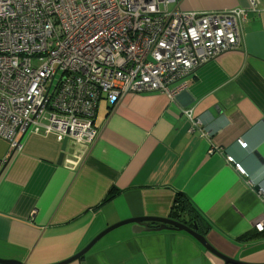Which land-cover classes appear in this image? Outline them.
Listing matches in <instances>:
<instances>
[{
    "label": "crops",
    "instance_id": "1",
    "mask_svg": "<svg viewBox=\"0 0 264 264\" xmlns=\"http://www.w3.org/2000/svg\"><path fill=\"white\" fill-rule=\"evenodd\" d=\"M169 8L211 13L247 10L249 3L176 0ZM259 8L240 26L239 46L186 77L175 97L127 94L111 106L102 99L98 138L92 146L68 142L60 164L61 144L52 136L27 133L15 153L0 140V161H8L0 165V259L61 263L117 223L172 219L181 195L214 249L264 264V231L252 225L264 214V0ZM78 156L71 168L67 161ZM158 226H119L68 264H226L186 232Z\"/></svg>",
    "mask_w": 264,
    "mask_h": 264
},
{
    "label": "built area",
    "instance_id": "2",
    "mask_svg": "<svg viewBox=\"0 0 264 264\" xmlns=\"http://www.w3.org/2000/svg\"><path fill=\"white\" fill-rule=\"evenodd\" d=\"M175 1L0 0V140L12 153L27 133L92 146L102 99L111 106L127 94L175 97L186 77L239 46L250 12H263L259 0L211 13L170 10ZM252 225L263 233L264 214Z\"/></svg>",
    "mask_w": 264,
    "mask_h": 264
},
{
    "label": "water",
    "instance_id": "3",
    "mask_svg": "<svg viewBox=\"0 0 264 264\" xmlns=\"http://www.w3.org/2000/svg\"><path fill=\"white\" fill-rule=\"evenodd\" d=\"M67 145V140L64 139L61 143V154L58 159V163L60 164L63 160L64 152L66 149ZM150 223H158L159 226L157 229L154 230H165V229H174L177 231H183L189 234L191 237H193L196 241H198L205 249L213 253L214 255L220 257L221 259L224 260L226 264H243L240 263L239 261H235L232 259H229L219 253L216 249H214L207 241L204 235H202L200 232H198V226L196 224H193L192 227H189L183 223L177 222L172 219H153V218H139V219H132L128 221H123L120 223H117L111 227H108L105 229L102 233H100L95 239H93L82 251L74 255L73 257L57 264H68L73 261L79 260L83 254H85L103 235H105L107 232L122 226L124 224H134V230L135 231H147L151 230L149 228ZM153 230V229H152ZM0 264H22L18 261H12V260H1L0 259Z\"/></svg>",
    "mask_w": 264,
    "mask_h": 264
},
{
    "label": "trees",
    "instance_id": "4",
    "mask_svg": "<svg viewBox=\"0 0 264 264\" xmlns=\"http://www.w3.org/2000/svg\"><path fill=\"white\" fill-rule=\"evenodd\" d=\"M178 213H181L184 216H187L188 219L182 218L181 216L176 217ZM169 218H172L176 220L177 222L183 223L189 227H192L193 224H196L198 227L201 226L200 223L198 222L199 219L196 215L195 210L193 209L189 201L181 195L180 196L177 195L175 199V203H174V209Z\"/></svg>",
    "mask_w": 264,
    "mask_h": 264
},
{
    "label": "rangeland",
    "instance_id": "5",
    "mask_svg": "<svg viewBox=\"0 0 264 264\" xmlns=\"http://www.w3.org/2000/svg\"><path fill=\"white\" fill-rule=\"evenodd\" d=\"M170 9V8H169Z\"/></svg>",
    "mask_w": 264,
    "mask_h": 264
}]
</instances>
